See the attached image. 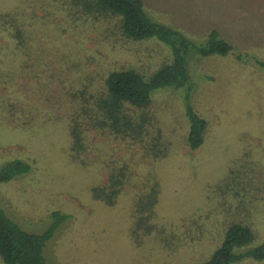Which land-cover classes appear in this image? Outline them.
Returning a JSON list of instances; mask_svg holds the SVG:
<instances>
[{"label":"rangeland","instance_id":"rangeland-1","mask_svg":"<svg viewBox=\"0 0 264 264\" xmlns=\"http://www.w3.org/2000/svg\"><path fill=\"white\" fill-rule=\"evenodd\" d=\"M143 1L152 17L193 38L217 28L242 53L196 56L189 91L167 88L153 95L144 110L152 116L150 134L160 129L169 141L167 155L157 159L145 155L140 143L94 128L84 133L86 150L73 155L70 126L81 97L70 92L87 87L98 93L108 71L120 66L149 74L168 47L129 39L115 19L90 17L71 0H0V160H33L29 172L0 184V205L36 233L52 226L54 210L69 215L45 243L48 264H194L220 244L230 220L244 218L243 210L228 212L240 200L236 194L210 185L222 182L230 168L250 166L254 170L239 176L246 173L264 196V0ZM187 92L208 119L197 149L185 143ZM120 161L129 165L130 179L108 205L90 188L107 181L109 165ZM149 178L160 184L153 221L164 231L158 227L138 239V231L131 233L132 210ZM258 194L248 217L257 242L264 240V199ZM0 264H6L1 257Z\"/></svg>","mask_w":264,"mask_h":264},{"label":"trees","instance_id":"trees-1","mask_svg":"<svg viewBox=\"0 0 264 264\" xmlns=\"http://www.w3.org/2000/svg\"><path fill=\"white\" fill-rule=\"evenodd\" d=\"M71 3L76 9L80 8L95 19H115V28L129 39H152L168 47V56L149 74L136 67L120 66L108 71L104 78V88L98 93L89 91L87 87L70 92L75 99L81 97L80 109L77 111L75 108L70 126L73 155L75 153L80 156L86 150L84 133L94 128L113 134L116 138L127 139L131 144L140 143L145 155L153 159L166 156L169 141L163 139L160 129L157 134L151 136L149 128L152 116L144 111L153 95L167 88H187L189 91L194 83L190 64L196 56H226L233 52L241 58L242 53H236L233 43L217 28H212L203 39H197L184 34L169 23L152 17L143 0H71ZM252 56L257 62L256 55ZM260 64L264 65V61ZM189 98L190 94L187 92L184 97V114L188 121L185 143L189 148L197 149L204 142L208 119L193 107ZM32 164V159L20 156L0 160V184L29 172ZM246 168L254 170L250 166ZM246 168L240 171L244 172ZM240 171L230 168V173L223 176L222 182L210 186L217 185V189H221L222 193L236 194L240 200L233 204L228 212L235 214L243 210L244 215L240 216L244 218L230 220L220 244L212 250L209 257L194 264H235L247 257L264 259V240L257 242V231L248 218L251 204L258 198L260 187L256 186L251 178L243 177L246 173L239 176ZM130 175L128 164L122 161L114 162L109 165L107 181L91 186L92 196L108 205H114L123 193ZM148 181L144 182V185H147L142 188L144 190L136 194L132 210L134 229H131V233L134 231L137 234L138 231V239L155 233L159 230L158 227L161 229L159 233L164 231L161 224L158 226L153 221L160 184L155 178H149ZM227 185V190L222 189ZM260 199H264V196H260ZM68 216L67 213L54 210L50 220L52 226L36 233L24 229L10 218L0 205L2 261L6 264H48L43 253L45 243Z\"/></svg>","mask_w":264,"mask_h":264}]
</instances>
